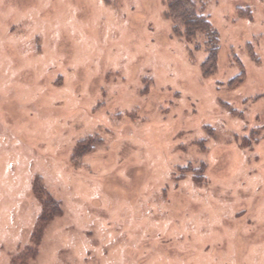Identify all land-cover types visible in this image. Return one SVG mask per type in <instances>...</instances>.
<instances>
[{
	"label": "rangeland",
	"instance_id": "374dc122",
	"mask_svg": "<svg viewBox=\"0 0 264 264\" xmlns=\"http://www.w3.org/2000/svg\"><path fill=\"white\" fill-rule=\"evenodd\" d=\"M194 3L211 77L167 0H0V264H264V0Z\"/></svg>",
	"mask_w": 264,
	"mask_h": 264
},
{
	"label": "trees",
	"instance_id": "16d2710c",
	"mask_svg": "<svg viewBox=\"0 0 264 264\" xmlns=\"http://www.w3.org/2000/svg\"><path fill=\"white\" fill-rule=\"evenodd\" d=\"M168 11L167 15L175 21V28L181 29L186 38L192 39L197 35L204 36L208 55L202 64V72L205 77H211L218 70V59L220 52V33L218 29L212 23L210 16L204 13V6L200 9L197 8L194 0H167ZM238 14L240 17L251 18L252 10L238 8ZM246 75L242 71L235 77L231 78L228 82V88L235 89L245 82ZM254 133V131L252 132ZM251 137V136H250ZM242 138L241 146L245 143H249L251 138ZM257 136L254 137V139ZM248 146H243L249 147ZM36 192L44 197V190L40 187H36ZM50 197V196H49ZM54 205L56 206L54 208ZM44 211L40 216L39 225L42 227L56 215L60 214V208L56 205V202L51 200L50 202L44 201ZM38 232V231H37ZM35 232L34 237L39 236Z\"/></svg>",
	"mask_w": 264,
	"mask_h": 264
}]
</instances>
